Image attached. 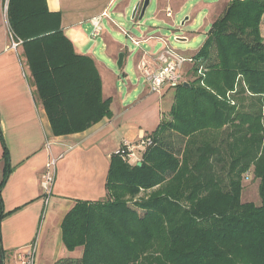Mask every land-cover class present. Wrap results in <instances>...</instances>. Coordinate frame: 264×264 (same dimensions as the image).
<instances>
[{
  "label": "trees",
  "instance_id": "16d2710c",
  "mask_svg": "<svg viewBox=\"0 0 264 264\" xmlns=\"http://www.w3.org/2000/svg\"><path fill=\"white\" fill-rule=\"evenodd\" d=\"M31 2L9 0L7 19L22 41L52 135L82 132L111 117L93 59L75 51L45 0ZM263 24L264 0H228L212 11L183 74L188 84L170 88L169 119L145 134L153 144L140 165L113 153L106 196L78 200L64 216L63 245L82 248L74 264H264ZM169 133L177 135V149L168 145ZM0 144L1 190L11 171L1 128ZM249 171L259 205L240 199ZM142 190L151 192L138 203L139 214L126 202ZM5 215L0 198V220Z\"/></svg>",
  "mask_w": 264,
  "mask_h": 264
},
{
  "label": "crops",
  "instance_id": "0c3cea01",
  "mask_svg": "<svg viewBox=\"0 0 264 264\" xmlns=\"http://www.w3.org/2000/svg\"><path fill=\"white\" fill-rule=\"evenodd\" d=\"M8 1L0 0V128L11 171L0 190L2 211L6 214L0 220V264H20L15 254L33 242L36 243L34 264H74L82 248L73 251L65 248L61 222L76 201H95L106 196L104 185L110 157L123 140L119 123L123 114L112 112L111 117L82 132L53 136L46 112L35 100L32 79L22 56V41L10 30ZM216 1L202 4L207 16L220 0ZM114 3V11H122L123 0H45L46 9L59 14L60 28L72 41L75 51L90 56L97 69L103 65L102 55L95 53L84 25H90L91 17ZM10 33L19 42L16 49L8 48ZM261 33L264 37V24ZM102 37L101 53L106 54L112 40L105 34ZM139 56L137 53L136 63ZM169 110L170 107L161 119L169 116ZM145 132L140 129L136 135ZM176 140L177 135L168 134L167 143L174 149L178 148ZM46 141L50 142L49 148ZM51 154L62 156L57 159L52 194L45 204L40 177ZM3 174L0 144V182Z\"/></svg>",
  "mask_w": 264,
  "mask_h": 264
},
{
  "label": "rangeland",
  "instance_id": "374dc122",
  "mask_svg": "<svg viewBox=\"0 0 264 264\" xmlns=\"http://www.w3.org/2000/svg\"><path fill=\"white\" fill-rule=\"evenodd\" d=\"M137 1L123 0V9L120 11L123 16H118L116 12H113L116 5L114 3L109 8L111 18L137 38H141L142 34L154 36L153 39L141 44L142 49L158 50L161 44L157 37L163 36L167 37L169 43L185 55H192L200 48L210 28L211 14L207 16V9L204 6L202 7V4L217 2L216 0H150L142 19L138 20L136 16L135 19L131 20L130 13ZM225 2V0H220L216 4L218 6L215 5L212 9L219 12ZM167 4L172 6L173 18H167L164 15L163 8ZM160 9L162 10L159 11ZM185 16H189V20L183 26H180V21ZM102 26L103 32L101 35L94 38V40L90 39L95 53L98 56L102 55L103 65L97 69L102 84V96L111 98V112L116 115L123 114L119 121L122 124L123 139L136 141L141 135V133L136 135V131L143 129L146 134L157 127L162 114L172 104L174 91L173 89L164 90L163 96L159 93L150 92L144 79L140 75L138 76L136 72L138 47H135L123 34H118L117 27L109 21L103 20ZM84 28L88 34L91 29L90 25L85 24ZM103 34L112 40L106 54L101 53ZM175 36H185L187 41H176ZM120 51L124 52V64L121 69H118L115 62ZM188 67H190V64H186L184 70L186 71ZM167 119H169V116L163 117V120ZM247 173V176L243 178L240 199L242 202H252L259 205L261 199L258 182L253 179L250 171ZM150 192V190H142L139 195L129 198L126 202L127 207L142 214L143 211L138 203L147 199Z\"/></svg>",
  "mask_w": 264,
  "mask_h": 264
},
{
  "label": "built area",
  "instance_id": "2783aa9c",
  "mask_svg": "<svg viewBox=\"0 0 264 264\" xmlns=\"http://www.w3.org/2000/svg\"><path fill=\"white\" fill-rule=\"evenodd\" d=\"M6 10V7H5ZM116 12V11H113ZM112 12V13H113ZM165 17L173 18V9L170 5H166L163 8ZM118 16H123L122 12H116ZM103 20L109 21L118 29V34H123L127 37L131 43L138 47V53L140 54L137 63L136 71L144 79L150 92L162 94L164 89H170L183 82V74L185 72L184 67L186 64H192L194 62L192 55H185L172 46L167 37L158 36L157 40L160 42L161 47L156 51L145 50L141 48V44L153 39L154 36H145L142 34L141 38L133 36L131 33L122 28L121 24L116 23L111 18V12L109 9H104L101 13L91 17L89 19L90 39L100 36L103 32L102 22ZM19 42L12 38L10 33V43L8 48L16 49ZM198 75H203L202 65H199L197 69ZM234 104L233 101H231ZM153 144L152 139L146 136L144 133L140 135V138L136 141H128L123 139L118 148L113 152L119 155L124 161L135 164L140 162L142 154L145 150ZM45 146L50 147V142L46 141ZM62 156L50 155L45 169L40 177V185L43 192V201L48 203L53 189L55 181V167L57 159ZM36 252V243H30L26 248L17 251L15 258L20 264H34Z\"/></svg>",
  "mask_w": 264,
  "mask_h": 264
},
{
  "label": "water",
  "instance_id": "95a60500",
  "mask_svg": "<svg viewBox=\"0 0 264 264\" xmlns=\"http://www.w3.org/2000/svg\"><path fill=\"white\" fill-rule=\"evenodd\" d=\"M149 2H150V0H138L131 10V13H130L131 20L135 19L136 16H137L138 20H141L144 13H145L147 6L149 5ZM188 20H189V16H185L180 21V26H183L186 23V21H188ZM174 39L176 41H179V42L187 41V37H185V36H175ZM123 64H124V52L120 51L117 54V59H116L115 65L118 69H121ZM187 84H188L187 81L183 82V85H187ZM137 164L140 165V162H138Z\"/></svg>",
  "mask_w": 264,
  "mask_h": 264
}]
</instances>
